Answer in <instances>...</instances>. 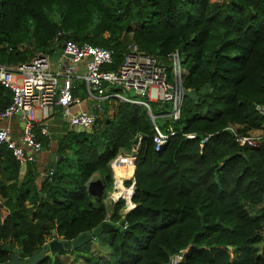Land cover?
Returning a JSON list of instances; mask_svg holds the SVG:
<instances>
[{
	"label": "trees",
	"instance_id": "trees-1",
	"mask_svg": "<svg viewBox=\"0 0 264 264\" xmlns=\"http://www.w3.org/2000/svg\"><path fill=\"white\" fill-rule=\"evenodd\" d=\"M67 39L111 48L108 69L117 68L128 41L168 68L177 49L183 86L198 98L185 96L173 119L168 101H150L148 110L107 96L90 129L61 135L57 168L40 178L32 161L22 173L0 145V263L44 248L37 264H66L73 249L52 252L48 242L105 221L109 161L137 144L135 205L120 214L124 200L113 204L110 222L126 226L104 232L113 260L96 264H168L175 254L177 264H264V210L251 212L264 200V135L240 144L229 128L249 133L264 124L256 109L264 103V0H0V61L50 54ZM11 98L0 83V110ZM155 125L174 130L159 148ZM94 173L105 184L102 197L88 192ZM92 239L79 248L88 252Z\"/></svg>",
	"mask_w": 264,
	"mask_h": 264
},
{
	"label": "built area",
	"instance_id": "built-area-1",
	"mask_svg": "<svg viewBox=\"0 0 264 264\" xmlns=\"http://www.w3.org/2000/svg\"><path fill=\"white\" fill-rule=\"evenodd\" d=\"M63 51L72 55L70 56L72 62L65 67L62 77L51 69L47 53H39L15 64L0 61V83L12 94L10 102L0 110V119L7 118L16 112H19L22 117V133L19 137L13 136L9 126H0V145H5L10 149L20 167H24L26 162L32 160L33 152L43 146L33 127L35 107L46 108L58 103L70 125L78 129L91 127L95 114L88 110L71 111V106L80 101V98L72 93V73L75 63L82 59H85L84 79L88 94L97 101L98 108H101L100 99L108 95L141 103L148 110H150V101H168L171 107L165 115L173 119L179 118L185 96L182 83L184 70L180 64L177 49L167 55L171 61V67L168 68L158 56L143 51L136 42L128 41L125 44L122 61L115 69L104 68V65L112 61L113 50L111 48L67 39L64 42ZM110 86L129 89L133 92V96L117 91L109 93L107 90ZM256 109L264 112V103L256 104ZM229 128L240 144L252 145L264 135V131L262 133H238L233 125ZM155 130L153 136L155 148H159L168 136L174 133L172 127H169L168 131H161L155 125ZM136 151L137 144L127 152L116 153L109 161L113 184L105 198L108 205L105 221H110L109 214L112 212V206L120 199L124 200L118 210L120 214L127 212L135 205L131 200V195L135 183ZM49 173H52V170H49ZM119 222L120 220H117L116 223ZM125 226V223L121 225L122 228ZM180 256V254L171 256L168 264H177Z\"/></svg>",
	"mask_w": 264,
	"mask_h": 264
},
{
	"label": "crops",
	"instance_id": "crops-1",
	"mask_svg": "<svg viewBox=\"0 0 264 264\" xmlns=\"http://www.w3.org/2000/svg\"><path fill=\"white\" fill-rule=\"evenodd\" d=\"M48 55L50 58L51 69L53 71L58 72L60 75L59 77H62V72L64 71L65 67L72 62L70 55L66 54L63 51V48L59 47V46L56 47L55 49H53L51 51V53ZM84 60L82 59V60L77 61L75 63V67H74V70L72 73L73 75H72L71 81H72V84L74 83L72 85V89L74 87V90L77 91V94L75 96L79 97L80 101L78 103H74L71 106V111L88 110V111L92 112L93 114H95L94 110L100 111L102 109L103 100L107 96L100 99L101 108H98L96 106L97 101L94 98L89 96L87 86H86V82L84 79V73H85V62H84ZM111 88H116V89L111 90ZM107 91L109 93H111L113 91H117V92H120V93L125 94L127 96H133V92L131 90L122 89L119 86H110V87H108ZM108 96H114V95H108ZM114 97H116V96H114ZM116 98L118 100L128 101V100L121 99L119 97H116ZM57 104L58 103L47 106L46 108H40V107L34 108L35 110H39V116H37V117L35 116V111L33 114L34 130H35L36 126H39L40 132L49 137L48 138V144L46 146H42L41 148L35 150L33 152V155H34L33 159L29 160L30 162L32 161L33 164L35 165V169L39 173L38 178H40L43 174H45V172H46L45 168H49V169L51 168L48 166L51 153H55V154L59 155V153H57V151H56V146H57V141L61 137V135H63V133H65V131L69 128L77 129V130H83V129L75 128L72 125H70L68 120H67V117L62 114L61 105L58 106ZM58 117H59V120L57 119ZM94 118H95V116H94ZM6 125L10 127L14 137H19L22 133V117H21V114L19 112H16L7 118L0 119V126H6ZM85 130H87V129H85ZM262 131H264V124L260 128H254V129L250 130L249 133H259V132L262 133ZM35 133H36V130H35ZM36 136H37V134H36ZM129 150H121L118 152H127ZM28 162H26L24 167H20L22 173L24 172ZM51 169H53V168H51ZM90 179H93V178L90 177L89 180ZM88 181H87V184H88ZM111 189H112V187H111ZM104 195H105V193H104ZM67 254H65L63 256V258L66 257Z\"/></svg>",
	"mask_w": 264,
	"mask_h": 264
},
{
	"label": "water",
	"instance_id": "water-1",
	"mask_svg": "<svg viewBox=\"0 0 264 264\" xmlns=\"http://www.w3.org/2000/svg\"><path fill=\"white\" fill-rule=\"evenodd\" d=\"M137 2L138 0H134ZM72 56L71 54H69ZM183 94L184 96H187L192 99H197L198 95L196 93L195 89H190L187 87H183ZM60 106V104H57ZM59 155L55 153H51L50 161L48 163V166L55 169L57 168ZM88 192L92 195H95L97 197H102L104 195L105 191V184L102 181L101 177H96L93 179H90L87 184ZM124 223V220H121L119 223H112L109 221H103L100 225L93 228L90 231L83 232L76 236L75 238L71 240H61L59 238L54 237L48 242V246L50 248V251L52 252H58L63 249H72L79 247L80 245L86 243L89 238L95 237L103 232H108L113 229H122L121 225ZM44 248H41L39 251L32 254L30 257L26 259L19 258L15 253H12L10 258L7 259L4 262H1L0 264H37L44 255Z\"/></svg>",
	"mask_w": 264,
	"mask_h": 264
},
{
	"label": "rangeland",
	"instance_id": "rangeland-1",
	"mask_svg": "<svg viewBox=\"0 0 264 264\" xmlns=\"http://www.w3.org/2000/svg\"><path fill=\"white\" fill-rule=\"evenodd\" d=\"M124 93V92H123ZM132 93V92H131ZM35 116H39V110H35ZM59 120V117L57 118ZM161 118H158V121H161ZM99 177L97 173H94L92 178ZM264 210V201L255 208L251 210L252 213L261 212ZM264 235V234H263ZM264 238V237H263ZM80 247V246H79ZM79 247L72 248L73 252H69L65 258L66 264H96L104 260H113V256L110 253V248L107 243V236L103 232L102 235L99 234L93 237L91 245L88 247V252L82 251ZM76 253H79V256H75ZM63 258V259H64Z\"/></svg>",
	"mask_w": 264,
	"mask_h": 264
},
{
	"label": "bare ground",
	"instance_id": "bare-ground-1",
	"mask_svg": "<svg viewBox=\"0 0 264 264\" xmlns=\"http://www.w3.org/2000/svg\"><path fill=\"white\" fill-rule=\"evenodd\" d=\"M115 182H116V181H115ZM116 185H118V183H117Z\"/></svg>",
	"mask_w": 264,
	"mask_h": 264
}]
</instances>
